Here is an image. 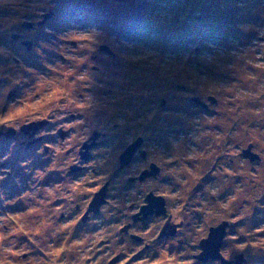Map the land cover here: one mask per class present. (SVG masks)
<instances>
[{"label":"rangeland","instance_id":"rangeland-1","mask_svg":"<svg viewBox=\"0 0 264 264\" xmlns=\"http://www.w3.org/2000/svg\"><path fill=\"white\" fill-rule=\"evenodd\" d=\"M210 95L207 109L194 100ZM56 112L77 145L105 132L99 165L148 136L156 191L182 228L141 249L107 209L94 230L74 206L92 181L47 201L55 152L0 138V264H218L194 255L224 220L221 253L264 264V0H0V129ZM249 145L258 161L243 156ZM129 173L112 193L125 205Z\"/></svg>","mask_w":264,"mask_h":264},{"label":"flooded vegetation","instance_id":"flooded-vegetation-1","mask_svg":"<svg viewBox=\"0 0 264 264\" xmlns=\"http://www.w3.org/2000/svg\"><path fill=\"white\" fill-rule=\"evenodd\" d=\"M94 57H96V55H94ZM80 58L82 60L85 59L82 54H80ZM44 116V114L38 115L37 118L34 117L29 120L24 118L26 121L20 125V129L18 130L1 128L0 138L18 142L22 148L26 149L25 151L32 147H37L44 148L47 156H50L49 154L52 151L55 152L54 158L57 160L54 161L55 163L51 168L52 172L42 177L44 181L41 183V185L49 187V193L46 198L47 201H51V198L55 195H53V190L55 188H64L66 187L65 184H68V186L72 185L73 181H78L79 179L87 183L92 181L94 190L89 189L88 195L81 197L82 199L77 196L74 203L75 210L77 211L76 214L82 217L83 223L91 224L93 221L96 222V219H101V215L108 209L109 212L122 216L120 221L122 220L123 224L120 225V232L129 237L130 240L141 249H151L156 242L179 235L183 222L181 220L177 222L173 214L168 210L169 202L167 197H165L163 193L157 192V182L160 181V183H164V179L161 177L162 167L156 164L155 160L151 158L152 153L150 149H153V147L149 144L150 139L148 136L147 138L145 136H137L138 138H142L141 144L133 149L130 160L127 163H123L122 155L124 152L131 150L132 144L138 138H132L127 144L124 146L122 145L118 149L119 162H113V165L107 167L101 163L100 165L98 164L102 156L104 157V154L101 152L104 144V137L106 135L104 131L92 130L87 136H83L84 139L77 145V142L73 138V125L70 124L71 122L65 117V113L59 114V112H56L51 117L48 116V119ZM35 121L41 122L40 127L36 131L33 132L32 130L25 129L28 124ZM47 133L53 135L48 136ZM29 144L32 145L29 146ZM67 144L71 147L65 146ZM66 147L69 148L65 150V155L67 156H63L59 150L54 149H64ZM113 159H115V156H113ZM140 162H142L141 165ZM153 163L160 167V171L157 175L155 176L153 171H151L149 175L141 177L145 171L151 170ZM136 164L139 165V170L134 168ZM76 166L77 168H75ZM36 167L40 168V174L45 172L44 163H40L36 165ZM126 173H129L126 178V186L129 191L126 190L123 193H126L127 195L125 196L127 197L129 193L130 196L134 194L131 200L127 199V205H125L123 198L121 199L123 202L121 200L116 201V197L112 196L113 191L116 190L115 184L123 179V174ZM120 176H122V178H120ZM25 179H27V175ZM105 186L106 193H104L102 201H100L102 202L100 204L101 206L92 207V205H90L92 198L96 197ZM67 191H69V189ZM151 193L163 196L164 210L157 212V210H160V207L153 205L150 207L153 211L145 216L142 209L149 203V195ZM114 209L117 211H112ZM61 214L63 217L64 213ZM154 221L156 223L158 222L157 228L154 230L149 228L150 231L141 230V226H150ZM102 222L103 220L96 222L98 224H94L93 229L101 228ZM179 240L181 239L179 238ZM209 262L221 264L219 260H209L203 263Z\"/></svg>","mask_w":264,"mask_h":264},{"label":"water","instance_id":"water-1","mask_svg":"<svg viewBox=\"0 0 264 264\" xmlns=\"http://www.w3.org/2000/svg\"><path fill=\"white\" fill-rule=\"evenodd\" d=\"M105 48H107V47H105ZM14 93L15 92L13 91L11 93V96H13ZM194 100L196 101V103H198L199 105H201L203 108H206V109L209 108L210 104L217 102V98L214 95H210L208 97V100H203L200 97H194ZM40 125H41V122H33V123L28 124L25 127V129H29V130H32L34 132L40 127ZM141 141H142V138L140 137L139 139H137L132 144L130 151H126L123 153L122 158H123L124 164L130 160L133 149L136 146L140 145ZM251 147L252 146L249 145L248 148L243 150L242 154L245 158H248L252 162L258 161L260 159V155L256 152H254ZM151 171H153L154 175L156 176L157 173L160 171V167L157 166L155 163H153L151 166V170L145 171L141 177H145V175H149V173H151ZM104 193H106V186L103 188V190L101 192H99L96 195V197H94V199L91 203L92 207H96V206L98 207L99 201H102V197H103ZM163 202H164L163 196H158V195H154L153 193H151L149 195V203L143 207L142 212L146 216L148 213L153 211L150 208L153 205L160 207V210H157V212L162 211V210H164ZM227 226H228V221L224 220L220 224L210 227L208 236L201 239V241L199 243V246L201 249L200 252L194 255V257L198 261L207 262L209 260H220L221 264H242V263L246 262L247 259L245 258L243 253L238 254L232 260L227 259L221 253V246H222L224 238L227 234V228H226Z\"/></svg>","mask_w":264,"mask_h":264}]
</instances>
